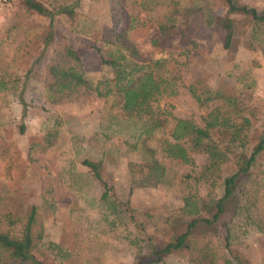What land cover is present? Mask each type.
I'll list each match as a JSON object with an SVG mask.
<instances>
[{
  "label": "rangeland",
  "instance_id": "374dc122",
  "mask_svg": "<svg viewBox=\"0 0 264 264\" xmlns=\"http://www.w3.org/2000/svg\"><path fill=\"white\" fill-rule=\"evenodd\" d=\"M36 1L54 13L55 31L74 44L79 38L92 41L103 53L116 46L107 43L109 30L120 28L124 12L131 14L135 28L130 36L140 58L150 64L163 61L157 74L169 80L174 78L175 94L164 97L161 103H172L175 116L199 122L205 108L198 106L185 83L199 76H225L243 90L244 83L250 84L247 96L264 117V50L243 46L222 49L218 34L209 28L196 29L193 20L187 31L197 42L195 48L181 44L179 37L169 47L152 45L151 40L159 34L157 24L174 8L165 4L168 0L151 10H144L141 0ZM194 1L180 0L178 30L184 27V16L191 13ZM240 1L264 11V0ZM209 3L223 12L218 1ZM60 6L71 9L72 14L61 12ZM16 22L21 25L13 28ZM49 22L48 16L28 11L24 0H11L10 6L0 12V76L13 73L25 81L0 92V212H22L27 204L41 206L45 197L52 200L53 206L44 217V252L35 253L48 264H143L150 259L149 242L162 246L194 217L182 211L188 209L186 203L192 194L200 206L204 203L201 216L213 212L223 195V181L195 182L184 178L186 174L199 173L206 162L207 154L199 151L191 154L192 165L162 158L168 172L164 184L132 187L127 161L138 160L142 146L139 143L132 149L122 140L128 121L119 117L117 110L109 111L105 99L85 86L49 103L44 96L42 64L35 65L28 76L24 74L27 64L13 67L18 45L26 37L32 39L29 44H39L49 30ZM42 47V43L32 47L31 57L39 54ZM82 57L90 82L108 75L95 50H83ZM29 59L30 56L23 61ZM261 133L259 126L251 131L245 152H249ZM162 137V133H156L146 143L158 147ZM84 159L103 161V181L113 188L117 200L128 203L132 215L124 211L125 206L112 212L102 202L104 185L82 164ZM223 169L222 176L226 177L235 165L229 162ZM252 169L263 171L264 153ZM259 179L253 174L249 181L240 183L233 196L225 200L226 210L218 225L208 229L207 238L219 248L225 244L224 251L233 262L264 264V174ZM21 233V227L12 230L15 239H21ZM51 242L58 244L62 252L49 249ZM166 262L182 264L175 256L167 257Z\"/></svg>",
  "mask_w": 264,
  "mask_h": 264
},
{
  "label": "trees",
  "instance_id": "16d2710c",
  "mask_svg": "<svg viewBox=\"0 0 264 264\" xmlns=\"http://www.w3.org/2000/svg\"><path fill=\"white\" fill-rule=\"evenodd\" d=\"M24 1L28 11L50 18L49 30L43 34L39 44L38 41L33 45L29 44L32 39L26 37L18 45L12 59L13 67L19 63L27 64L24 74L28 76L32 68L41 63L44 70V96L49 103L65 98L75 93L78 87L85 86L98 97L105 99L109 111L117 110L119 117L128 121L127 134L122 140L132 149L137 148L139 143L140 148L142 146L141 157L127 161L132 187H155L164 184L168 172L162 158L180 160L192 165L194 159L191 154L199 151L207 154L206 162L199 173L186 174L184 178H191L195 182L208 179L223 181V195L214 205L213 212L208 216H201L204 203L200 206L192 194L190 201L186 203L188 209L183 208L182 211L188 216L193 214L194 217L188 220L183 231L172 235L162 246L149 242L147 255L150 259L143 264H167L166 258L174 256L180 258L182 264H246L233 262L224 251L227 246H214L207 235L208 229L215 228L222 219L226 210L225 200L233 196L239 184L249 181L253 174L260 179L264 174V169L257 172L252 169L258 156L264 153V117L260 110L252 106L250 95L247 96L246 88L249 89L250 84L244 83L242 86L246 88L243 90L225 76L196 77L185 83V86L198 106L205 108V113L199 122L192 118L175 116L172 103H161L164 97L175 94L174 78L169 80L157 74L156 70L162 66L163 61L150 64L148 60L140 58L130 36L135 28L131 14L124 12L120 28L109 30L107 43L116 46L103 53L99 46L85 38H79L78 43L74 44L53 29L52 11L36 0ZM209 1L195 0L191 13L184 16V27L178 30L176 20L181 8L180 0H141L140 5L144 10L154 9L165 2L174 7L157 24L159 34L151 40L152 45L169 47L179 37L181 44L195 48L197 42L187 31L190 21L193 20L197 24L196 29L209 28L215 31L222 49L233 50L236 46H243L248 50H264V11L259 12L240 0H216L218 7L223 8V12H220L216 7L210 6ZM59 8L61 12L72 14L71 9H64L62 6ZM20 25L16 22L13 28ZM40 43L43 46L40 53L31 57L32 47L37 48ZM86 49L95 50L99 54L103 68L108 73L94 83L84 73L82 55ZM28 56L31 59L23 61ZM20 80L13 73L0 76V92L16 88L18 83H25ZM20 99L25 102L23 95H20ZM256 126L260 127L262 133L249 152H245L251 131ZM156 133H162L163 140L160 145H148L146 141L154 138ZM229 162L235 165V170L223 177V167ZM102 163V160L82 161V164L89 167L91 175L104 185L102 202L112 212L125 206L124 211L132 215L128 203L117 200L113 196V188L103 181ZM52 206V200L45 197L41 206L31 203L22 212H0V264H48L36 254L43 255L44 217L49 214L47 210ZM14 227L22 228L21 239L12 236ZM47 247L58 253L62 252V248L56 243L51 242Z\"/></svg>",
  "mask_w": 264,
  "mask_h": 264
},
{
  "label": "built area",
  "instance_id": "2783aa9c",
  "mask_svg": "<svg viewBox=\"0 0 264 264\" xmlns=\"http://www.w3.org/2000/svg\"><path fill=\"white\" fill-rule=\"evenodd\" d=\"M11 0H0V12L10 6Z\"/></svg>",
  "mask_w": 264,
  "mask_h": 264
}]
</instances>
